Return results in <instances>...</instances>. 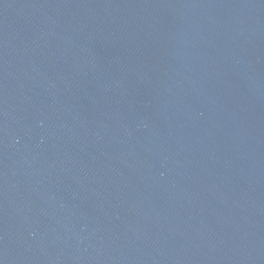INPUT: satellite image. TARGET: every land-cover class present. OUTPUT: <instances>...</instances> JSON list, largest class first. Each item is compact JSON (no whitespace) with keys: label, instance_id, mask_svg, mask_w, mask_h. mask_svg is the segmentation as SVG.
<instances>
[{"label":"water","instance_id":"obj_1","mask_svg":"<svg viewBox=\"0 0 264 264\" xmlns=\"http://www.w3.org/2000/svg\"><path fill=\"white\" fill-rule=\"evenodd\" d=\"M0 264H264V0H0Z\"/></svg>","mask_w":264,"mask_h":264}]
</instances>
